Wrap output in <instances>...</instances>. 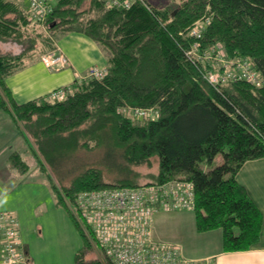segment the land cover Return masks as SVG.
Returning <instances> with one entry per match:
<instances>
[{"label": "trees", "instance_id": "16d2710c", "mask_svg": "<svg viewBox=\"0 0 264 264\" xmlns=\"http://www.w3.org/2000/svg\"><path fill=\"white\" fill-rule=\"evenodd\" d=\"M85 2L98 16L82 24L73 19ZM10 14L14 20L7 18ZM22 16L19 4L0 0V41L17 34ZM201 18L208 20L201 46L220 43L229 58H246L259 86L239 80L214 88L203 79L205 68L185 56L193 43L186 28ZM45 21L59 30L57 35H86L108 58L105 76L93 78L82 91L68 92L61 101L17 104L3 80L24 63L11 66V59L0 56L6 95L0 97V110L12 117L37 162L48 166L60 184L69 180L63 192L189 182L198 233L221 230L224 252L255 245L262 214L236 175L245 162L264 158V0H186L170 14L140 3L122 10L102 0H56ZM124 107L154 108L157 116L135 119L121 112ZM218 156L221 163L213 166ZM152 157L158 162L155 180L137 183L134 168L148 165ZM7 161L18 172L27 171L18 153H10ZM78 194L69 199L80 216ZM83 250L75 264H95L85 261Z\"/></svg>", "mask_w": 264, "mask_h": 264}, {"label": "crops", "instance_id": "0c3cea01", "mask_svg": "<svg viewBox=\"0 0 264 264\" xmlns=\"http://www.w3.org/2000/svg\"><path fill=\"white\" fill-rule=\"evenodd\" d=\"M50 2L54 6L56 0ZM22 3L30 11L26 2ZM53 52L66 57V67L49 68L42 62V57L34 56L4 78V85L14 102L23 104L46 98L58 87L70 90L92 70L104 71L108 66L104 49L82 33L57 35ZM11 127L17 129L18 135L11 133ZM24 143L26 139L12 117L0 110V213L11 214L18 222L25 264H75L76 255L84 246L80 229L71 212L58 204L47 176L38 168L34 153L25 156ZM26 145L31 148L29 143ZM12 152L18 153L26 163V172L20 173L9 165L7 158ZM236 181L262 214L260 237L250 249L224 252L222 237L213 230L197 235L199 242H205L209 249L203 253L189 252L181 244L167 241L164 233L158 230L162 220L155 218L153 239L177 245L184 260L190 262L264 264V158L245 162L237 172ZM186 211L192 212H179Z\"/></svg>", "mask_w": 264, "mask_h": 264}, {"label": "built area", "instance_id": "2783aa9c", "mask_svg": "<svg viewBox=\"0 0 264 264\" xmlns=\"http://www.w3.org/2000/svg\"><path fill=\"white\" fill-rule=\"evenodd\" d=\"M29 10L40 20L52 12L50 0H23ZM108 8L128 10L144 0H102ZM208 25V20H205ZM206 26L192 28L187 36L193 43L185 56L193 63L201 64L203 79L212 87L218 88L239 80L259 86V75L252 69L244 57L229 58L204 53L201 46ZM219 48V47H214ZM217 49L216 51H218ZM42 62L49 68H63L68 60L63 54H48ZM234 72L230 65H235ZM229 69V70H228ZM106 71L92 70L89 74L97 80L102 79ZM67 88L53 90L47 101H61L68 93ZM121 112L143 121L154 120L157 112L154 108L124 107ZM194 200L193 186L189 182L171 181L162 185L136 188H115L85 191L76 199L80 217L93 234L96 243L112 264H213L209 260L190 262L184 260L177 245L153 239L154 217L158 213L191 210ZM0 264H25V255L21 248L18 222L9 213H0Z\"/></svg>", "mask_w": 264, "mask_h": 264}, {"label": "rangeland", "instance_id": "374dc122", "mask_svg": "<svg viewBox=\"0 0 264 264\" xmlns=\"http://www.w3.org/2000/svg\"><path fill=\"white\" fill-rule=\"evenodd\" d=\"M11 1V0H10ZM20 4V8L22 11V19L17 22L18 27L16 28L17 34L13 33L14 35L12 38L4 39L0 41V56H5V58L11 59L13 63L11 66H20L32 57H46L48 54H52L54 48V41L59 32V30L52 31L50 29L49 23L46 21L40 20L38 17L33 15L32 12L28 11L27 8L22 3L23 0H13ZM186 0H144L145 5L147 7H152L153 10L163 11V13L170 14L176 11ZM89 2H85L83 6L76 11V17L73 20H78L82 24L85 23L87 20L95 18L97 12L95 8H91ZM28 12H27V11ZM15 15L10 14L7 15V18L14 20ZM187 27V32H189L192 28H201L202 26H206V21L204 18L195 21L193 24ZM4 31L8 33L7 30ZM186 32V34H187ZM219 47V48H214ZM204 48V47H203ZM219 49L218 51H216ZM204 53H210L212 56H215V53L218 52L220 55L227 56L226 50L220 43H213L211 45L205 46ZM56 54V52H53ZM228 57V56H227ZM41 58V60H42ZM232 68L231 72H234L236 64L230 65ZM66 67V66H65ZM64 68V67H63ZM229 70V69H228ZM90 74V73H89ZM93 79V77L88 76L87 78L80 80L77 82L73 88L69 91L70 94H74L76 92H80L83 90L85 86ZM224 85V84H223ZM59 88H66V87H58ZM55 90V89H54ZM53 91V90H52ZM51 91V92H52ZM50 92V93H51ZM49 93V94H50ZM48 94V95H49ZM46 97V100L48 98ZM0 97L4 100L6 99V95L3 92V87L0 86ZM51 102V101H49ZM11 133L18 135L17 129L15 127H11ZM20 130V129H19ZM31 142V141H30ZM26 143H28L26 141ZM26 143L23 144V149H25L27 157L30 153H33L32 147L29 148ZM221 163L220 156L216 157L213 161V166L218 165ZM38 168L47 176L48 180L57 190V196L61 200V202L66 205L68 210L72 213V216L76 220L77 224L80 226L82 233L84 234L85 238V245H84V254H85V261H94L95 264H112L111 261L107 258L104 254L103 250L99 247L96 243L94 236L91 234V231L88 229L86 224L83 222L81 217L76 212L75 202L73 200V196L78 194L77 192H73L70 194L72 199H69L70 196L66 195L62 188L66 186L68 188V181H62L63 184L56 179L55 175L51 172L48 166L44 163L37 164ZM201 167L206 170L208 167L203 163ZM134 172L137 174V183L145 184L147 182L155 180V177L158 173V162L156 157H152L150 159V163L138 166L134 168ZM78 196V195H77ZM62 198V199H61ZM75 199V198H74ZM77 206V205H76ZM155 220H162L160 226H158V230L164 233L165 238L167 241H171L174 243L181 244L185 247V249L189 252H196V253H203L209 249V246L203 242L202 244L199 242L200 238L197 236L201 233L196 231L195 227V218L194 213L191 211L186 212H166V213H158L155 215ZM153 231V228H152ZM217 232L222 237L221 230H217Z\"/></svg>", "mask_w": 264, "mask_h": 264}, {"label": "bare ground", "instance_id": "6f19581e", "mask_svg": "<svg viewBox=\"0 0 264 264\" xmlns=\"http://www.w3.org/2000/svg\"><path fill=\"white\" fill-rule=\"evenodd\" d=\"M75 223V222H74ZM76 225V224H75Z\"/></svg>", "mask_w": 264, "mask_h": 264}]
</instances>
